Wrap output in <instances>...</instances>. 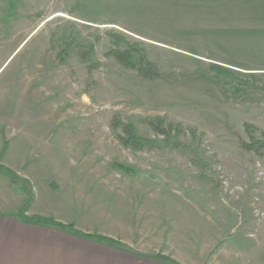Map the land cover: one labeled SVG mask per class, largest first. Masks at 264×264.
<instances>
[{
  "label": "rangeland",
  "instance_id": "1",
  "mask_svg": "<svg viewBox=\"0 0 264 264\" xmlns=\"http://www.w3.org/2000/svg\"><path fill=\"white\" fill-rule=\"evenodd\" d=\"M145 3L0 0V149L24 157L37 186L52 180L75 222L113 211L107 195L88 197L100 174L164 195L171 226L201 227L197 249L213 251L203 264H264V47L209 49L220 63L174 53L139 37L162 34ZM17 31L32 33L9 58ZM39 63L31 99L22 80Z\"/></svg>",
  "mask_w": 264,
  "mask_h": 264
},
{
  "label": "crops",
  "instance_id": "2",
  "mask_svg": "<svg viewBox=\"0 0 264 264\" xmlns=\"http://www.w3.org/2000/svg\"><path fill=\"white\" fill-rule=\"evenodd\" d=\"M144 1H148L145 6L155 10V15L162 17L156 22L162 34L139 37L153 41L158 47L197 59L210 57L213 52L209 49L219 51L224 46L239 45L255 37L257 45L264 47V0ZM122 30L125 33L138 31ZM30 34L20 37L17 31L6 42L12 48L9 58ZM204 61L220 63L211 58ZM35 69L36 72L26 73L22 80L24 91L31 99L36 97L37 83L41 93V64ZM21 96H25L24 92ZM4 111L5 106L1 105L0 123L8 120ZM15 111H25V105L19 104ZM18 119L19 115L16 120L20 122ZM2 139L0 137V147ZM28 165L19 153L11 156L0 149V264H203L213 252L207 243L206 248L197 249L202 243L201 227L179 230L175 223L170 225L164 216L176 214L175 209H164V205L170 206L163 200L164 195L155 193L158 191L148 194L153 190L133 184L112 187L100 174H93L104 187L88 197L102 204L103 196L107 195L112 201L108 207L113 211H107L109 214L91 211L75 222L72 211L68 213L64 206L58 207L57 192L50 189L52 180L47 184L40 181L41 185L37 186L39 176L31 178L28 174L31 171L26 173ZM90 171L95 173L85 170L89 176ZM59 175L60 172L49 174L56 176L58 179L54 181L65 187ZM83 194L84 191L79 190L68 198L79 202L84 200ZM151 218L156 221L152 223ZM37 219L45 223H35ZM58 224L72 226L78 233L103 240L79 237L68 229L59 228Z\"/></svg>",
  "mask_w": 264,
  "mask_h": 264
},
{
  "label": "trees",
  "instance_id": "3",
  "mask_svg": "<svg viewBox=\"0 0 264 264\" xmlns=\"http://www.w3.org/2000/svg\"><path fill=\"white\" fill-rule=\"evenodd\" d=\"M34 222L35 223H45V221H42V220L41 221L40 220H35ZM58 227L62 228V229H68V230L72 231L75 235H77L79 237H82V238H97V237L88 236V235H85V234L78 233L71 226H62V225L58 224ZM97 239H99V238H97ZM99 240H103V239L100 238Z\"/></svg>",
  "mask_w": 264,
  "mask_h": 264
}]
</instances>
